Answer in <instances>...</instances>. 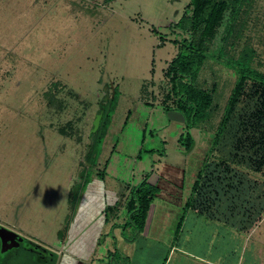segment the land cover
Returning a JSON list of instances; mask_svg holds the SVG:
<instances>
[{
    "label": "rangeland",
    "instance_id": "rangeland-1",
    "mask_svg": "<svg viewBox=\"0 0 264 264\" xmlns=\"http://www.w3.org/2000/svg\"><path fill=\"white\" fill-rule=\"evenodd\" d=\"M212 1L214 28L193 81L211 104L189 130L193 145L185 151L177 142L182 117L162 105L174 104L164 70L191 35L176 26L188 0H0V225L23 238L0 250V264H206L189 252L211 264H237L238 257L264 264V249L253 255L250 240L233 230L241 225L235 215L218 223L204 220L199 204L180 208L236 63L264 73V0H238L234 10L231 0ZM100 110L104 133L87 162ZM251 120L264 123V94L253 83L208 161L245 153ZM145 175L158 195L141 232L123 229L130 189ZM104 205L107 219L117 215L113 229L101 224Z\"/></svg>",
    "mask_w": 264,
    "mask_h": 264
},
{
    "label": "trees",
    "instance_id": "trees-1",
    "mask_svg": "<svg viewBox=\"0 0 264 264\" xmlns=\"http://www.w3.org/2000/svg\"><path fill=\"white\" fill-rule=\"evenodd\" d=\"M234 1L235 4H233ZM237 2L238 0H231V7L233 10ZM213 7L215 6L212 0H188L185 7L187 12H183L176 26L184 32H188L189 29H192L190 32L191 35L184 38V42L181 44L179 51L167 63L164 70V76L167 77V81H169L168 94L170 93L172 95L174 104L173 106L162 105V107L165 111L175 110L180 113L185 130L183 133L181 132L178 134L177 142L185 151H190L193 145V137L189 130L197 127V125L199 126L200 123L204 121L208 115V108L211 104L209 93L195 86L193 81L195 79L196 67L203 59L202 53H204L212 29L214 28V26L211 25L212 21H209L211 17L208 15L209 10ZM186 17L189 19L190 28H188V30H186L185 26ZM228 31H230L229 24L226 28V34H228ZM234 71L236 79L223 106L216 132L205 152L201 153V157L195 160L197 170L189 186L190 197L184 198L180 203V208L184 211L196 205V198L192 197L191 194L193 195V193L201 189L202 177L212 174V171H209V169L213 170V168H217L219 162L223 163L224 168L232 167V165H239L264 172V123H260L258 120L257 122L256 120H251V122H248L247 129L245 128L247 131H245L243 136L251 141H247L249 144L245 143V147L242 148L245 153H240L235 150L234 153H229L227 155H215L213 158L215 159L214 162L208 161V156L210 157V155L212 156L213 153L217 152L220 134L226 125H230L231 115L245 86L249 83H253L261 87V92L264 94V73L254 69L248 65L247 62L244 63L239 60L234 67ZM168 94L166 92L165 96H168ZM112 102H115V91L112 92L109 99V103ZM102 118L97 129L93 133L94 135L97 132L100 134L98 133L94 142L90 145V149L85 154L87 162L94 160L98 154V146L104 133L102 132L104 125ZM198 162H200L199 165H197ZM185 171L186 170L183 172L184 174ZM146 179L147 176L145 175L139 184L130 189V200L127 201L125 207L127 216L126 221L122 224L123 229L128 225L136 232H141L144 229L148 209L153 202L152 200L159 192L158 187L154 184L147 183ZM167 193L171 194V192ZM106 209L107 206L104 205L102 208V218L104 220L108 218L106 217ZM181 220L182 215L179 216L177 220L176 229H179L178 227H180Z\"/></svg>",
    "mask_w": 264,
    "mask_h": 264
},
{
    "label": "crops",
    "instance_id": "crops-1",
    "mask_svg": "<svg viewBox=\"0 0 264 264\" xmlns=\"http://www.w3.org/2000/svg\"><path fill=\"white\" fill-rule=\"evenodd\" d=\"M209 171H212V174L202 177L201 189L192 195L196 198V204H199L198 211L200 212L198 214H202L204 220H214L218 223H226L235 215L236 221L240 222L241 225L234 224L233 230L236 231L238 237L244 235L243 240L249 239L252 247L251 252L255 256L259 255L260 251L264 249V233L261 234L264 231V227L261 226L264 222V172L243 166L238 167L237 165L224 168L223 163L220 162L217 168L209 169ZM259 187H262V189L259 190ZM165 196L170 200L171 194L169 196L165 194ZM176 199L175 197L174 200ZM165 200L167 199L165 198ZM177 200L180 201V198ZM223 200L226 203H222ZM221 206H223L225 212L222 211V214L219 215ZM224 213L225 215H223ZM116 216L114 215L107 220L101 218L102 226L109 225V228H115L114 219H117ZM97 231H99V228ZM253 235L254 240L251 239ZM93 249L91 250L93 251ZM174 250L181 253L178 246H175ZM83 253L84 249L81 247L80 254ZM188 254L193 256L195 261L200 262L201 260L206 264H211V262L199 257L194 252ZM241 254L239 253V255ZM86 257H88V254ZM239 260L240 257H238L237 264H239Z\"/></svg>",
    "mask_w": 264,
    "mask_h": 264
},
{
    "label": "water",
    "instance_id": "water-1",
    "mask_svg": "<svg viewBox=\"0 0 264 264\" xmlns=\"http://www.w3.org/2000/svg\"><path fill=\"white\" fill-rule=\"evenodd\" d=\"M100 115H101V110L93 118L92 127L90 130L91 132H93L96 129ZM21 241H23V238L20 235L0 225V250L1 251H6L7 249H10L12 245L18 246L19 242Z\"/></svg>",
    "mask_w": 264,
    "mask_h": 264
}]
</instances>
